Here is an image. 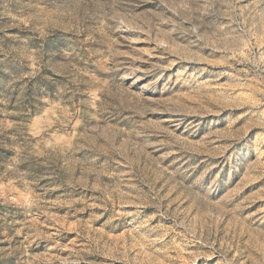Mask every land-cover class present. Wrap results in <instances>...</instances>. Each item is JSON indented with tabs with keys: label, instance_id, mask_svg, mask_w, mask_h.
Wrapping results in <instances>:
<instances>
[{
	"label": "rangeland",
	"instance_id": "374dc122",
	"mask_svg": "<svg viewBox=\"0 0 264 264\" xmlns=\"http://www.w3.org/2000/svg\"><path fill=\"white\" fill-rule=\"evenodd\" d=\"M0 264H264V0H0Z\"/></svg>",
	"mask_w": 264,
	"mask_h": 264
}]
</instances>
